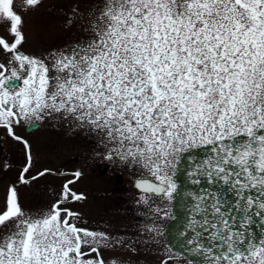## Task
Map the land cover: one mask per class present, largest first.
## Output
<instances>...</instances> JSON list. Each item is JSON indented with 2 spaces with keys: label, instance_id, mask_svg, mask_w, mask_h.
Returning <instances> with one entry per match:
<instances>
[{
  "label": "snow or ice",
  "instance_id": "1",
  "mask_svg": "<svg viewBox=\"0 0 264 264\" xmlns=\"http://www.w3.org/2000/svg\"><path fill=\"white\" fill-rule=\"evenodd\" d=\"M40 3L0 0L11 37L0 35V128L25 149L22 123L55 116L88 128L105 159L149 174L135 182L145 205L171 202L186 172L196 186L178 245L187 264H264V0H99L87 42L44 58L20 50L21 13ZM73 176L34 213L7 188L0 264H106L113 239L67 206L85 198L70 187L81 171Z\"/></svg>",
  "mask_w": 264,
  "mask_h": 264
},
{
  "label": "flooded vegetation",
  "instance_id": "2",
  "mask_svg": "<svg viewBox=\"0 0 264 264\" xmlns=\"http://www.w3.org/2000/svg\"><path fill=\"white\" fill-rule=\"evenodd\" d=\"M98 3L99 0H41L38 6L21 13L25 41L20 50L44 58L87 42ZM0 35L11 39L3 31ZM7 59L0 54V62ZM15 133L28 141L30 149L0 128V200L7 188L15 185L25 212L45 210L79 170L82 176L70 187L85 198L67 206L81 214L84 226L107 232L113 239L112 247L101 250L106 264L113 260L119 264H187L188 258L165 241L163 227L171 217L170 202L138 203L140 192L135 182L141 177L149 178V174L137 166H126L119 158L105 159L107 149L95 132L53 116L32 126L22 123ZM29 153L31 166L24 174L29 182L24 184L20 175L28 165ZM45 169L49 171L44 176L31 179ZM148 227L155 230L147 231ZM120 240L127 243L121 246L116 243Z\"/></svg>",
  "mask_w": 264,
  "mask_h": 264
},
{
  "label": "water",
  "instance_id": "3",
  "mask_svg": "<svg viewBox=\"0 0 264 264\" xmlns=\"http://www.w3.org/2000/svg\"><path fill=\"white\" fill-rule=\"evenodd\" d=\"M188 161L184 164L187 165ZM178 184L180 192L170 202L171 217L165 222L163 227L164 237L167 245L180 254L178 247L182 237L180 233L184 231L183 224L189 218V207L192 204V199L187 196L190 191H195L196 186L192 185L187 178L186 172L178 175ZM190 259V255H183Z\"/></svg>",
  "mask_w": 264,
  "mask_h": 264
}]
</instances>
